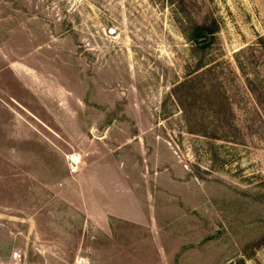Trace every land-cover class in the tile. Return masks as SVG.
<instances>
[{
  "label": "rangeland",
  "instance_id": "1",
  "mask_svg": "<svg viewBox=\"0 0 264 264\" xmlns=\"http://www.w3.org/2000/svg\"><path fill=\"white\" fill-rule=\"evenodd\" d=\"M0 264H264V0H0Z\"/></svg>",
  "mask_w": 264,
  "mask_h": 264
},
{
  "label": "trees",
  "instance_id": "2",
  "mask_svg": "<svg viewBox=\"0 0 264 264\" xmlns=\"http://www.w3.org/2000/svg\"><path fill=\"white\" fill-rule=\"evenodd\" d=\"M218 30L219 28L217 27L216 23H214L213 25H209L208 23L207 24L205 23L203 25H197L193 28L190 41H193L195 45L197 46V48H199V50H205L211 45L212 39L214 38ZM202 65L203 64L200 63L196 67V69L198 71L201 70L203 68ZM198 71H196L195 73H197ZM193 75L194 74L190 76H193ZM191 78L185 81L184 83H181L178 86L177 90H181L185 88V85L191 83L193 81V77Z\"/></svg>",
  "mask_w": 264,
  "mask_h": 264
},
{
  "label": "built area",
  "instance_id": "3",
  "mask_svg": "<svg viewBox=\"0 0 264 264\" xmlns=\"http://www.w3.org/2000/svg\"><path fill=\"white\" fill-rule=\"evenodd\" d=\"M81 164V159L78 155H73L69 158V166L71 169L77 168ZM15 260L20 261L21 260V255L20 254H15L13 257Z\"/></svg>",
  "mask_w": 264,
  "mask_h": 264
},
{
  "label": "water",
  "instance_id": "4",
  "mask_svg": "<svg viewBox=\"0 0 264 264\" xmlns=\"http://www.w3.org/2000/svg\"><path fill=\"white\" fill-rule=\"evenodd\" d=\"M111 35H113V33L111 32Z\"/></svg>",
  "mask_w": 264,
  "mask_h": 264
}]
</instances>
